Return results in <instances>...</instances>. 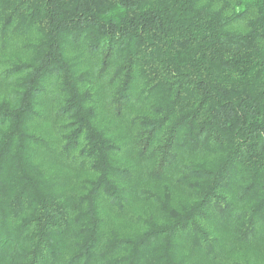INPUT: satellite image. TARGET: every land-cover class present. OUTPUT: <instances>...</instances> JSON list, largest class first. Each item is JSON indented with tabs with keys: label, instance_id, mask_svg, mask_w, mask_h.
<instances>
[{
	"label": "trees",
	"instance_id": "trees-1",
	"mask_svg": "<svg viewBox=\"0 0 264 264\" xmlns=\"http://www.w3.org/2000/svg\"><path fill=\"white\" fill-rule=\"evenodd\" d=\"M0 264H264V0H0Z\"/></svg>",
	"mask_w": 264,
	"mask_h": 264
},
{
	"label": "rangeland",
	"instance_id": "rangeland-1",
	"mask_svg": "<svg viewBox=\"0 0 264 264\" xmlns=\"http://www.w3.org/2000/svg\"><path fill=\"white\" fill-rule=\"evenodd\" d=\"M127 225V224H126ZM125 223L123 222H120V223H117L115 226L117 227V229L119 231H123V232H126L127 231V227H126Z\"/></svg>",
	"mask_w": 264,
	"mask_h": 264
}]
</instances>
